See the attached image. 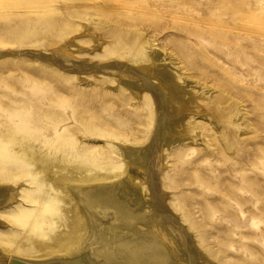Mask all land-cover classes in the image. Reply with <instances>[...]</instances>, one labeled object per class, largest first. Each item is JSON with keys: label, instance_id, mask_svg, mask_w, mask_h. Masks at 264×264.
<instances>
[{"label": "rangeland", "instance_id": "374dc122", "mask_svg": "<svg viewBox=\"0 0 264 264\" xmlns=\"http://www.w3.org/2000/svg\"><path fill=\"white\" fill-rule=\"evenodd\" d=\"M86 16L98 19L105 40L100 50H91L80 29L70 31ZM117 34L137 45L152 41L205 92L200 102L206 117L193 116L199 137L164 150L166 166L159 176L166 204L198 256L210 264H264V0H0V53L22 52L0 60V126L6 124L4 111L23 109L35 116L51 109L63 119L67 109L74 125L56 133L64 141L39 156L50 159L64 151L61 159H97L122 168L119 145L150 143L156 107L146 102L149 94L143 92L138 107L121 89H108L104 83L112 82L104 73L97 79L88 74L92 83L81 85L34 57L51 54L74 35L83 48L76 55L87 64L109 62L103 55L116 47ZM114 58L139 59L130 49ZM54 96L59 106L48 104ZM236 115L239 122L232 120ZM20 181L12 206L35 189L26 178ZM32 208L26 205L28 212ZM0 217L5 223L0 246L7 250L19 243L22 229L7 213ZM43 246L38 242L35 250Z\"/></svg>", "mask_w": 264, "mask_h": 264}, {"label": "bare ground", "instance_id": "6f19581e", "mask_svg": "<svg viewBox=\"0 0 264 264\" xmlns=\"http://www.w3.org/2000/svg\"><path fill=\"white\" fill-rule=\"evenodd\" d=\"M82 22L81 27L70 31L80 29L79 34L91 40V50H100L105 40L98 19L86 16ZM115 39L116 47L103 55L109 62L87 64L76 55L83 48L74 35L66 36L51 54L37 56L35 52L34 57L45 58L81 85L92 83L88 74L97 79L104 73L105 80L112 82V86H105L134 97L138 107H143V92L149 94L146 102L156 107L150 143L143 147L119 145L122 168L109 161L103 166L97 159H61L66 157L64 151L45 159L39 154L64 141L56 133L74 125L68 119L69 111L64 110L63 119L55 117L51 109L35 116L23 109L14 114L11 111L17 109L4 111L6 124L0 126V214L7 213L8 221L22 230L18 244L7 250L0 246V264H8L11 258L28 263L210 264L198 256L185 226L168 208L159 180L166 166L163 151L199 137L193 116L206 117L205 105L200 102L205 92L182 76L177 63L152 41L146 39L137 45L120 34ZM128 49L139 59L125 62L114 58ZM19 53L1 52L0 60ZM58 99L54 96L48 104L59 106ZM232 120L239 122V117ZM220 139L228 146L227 135L220 132ZM21 178L35 189L24 191L21 201L12 206L18 200ZM26 205L33 207L31 212ZM3 221L0 217V227L5 226ZM38 242H44L40 253L35 250Z\"/></svg>", "mask_w": 264, "mask_h": 264}, {"label": "water", "instance_id": "95a60500", "mask_svg": "<svg viewBox=\"0 0 264 264\" xmlns=\"http://www.w3.org/2000/svg\"><path fill=\"white\" fill-rule=\"evenodd\" d=\"M8 264H64V263L59 262V261H50V262H45V263H28V262H25V261H22L16 258H11L8 261Z\"/></svg>", "mask_w": 264, "mask_h": 264}]
</instances>
